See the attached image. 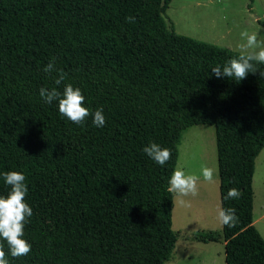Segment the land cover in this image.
Returning <instances> with one entry per match:
<instances>
[{"label": "trees", "instance_id": "trees-1", "mask_svg": "<svg viewBox=\"0 0 264 264\" xmlns=\"http://www.w3.org/2000/svg\"><path fill=\"white\" fill-rule=\"evenodd\" d=\"M172 0H0V196L3 174L22 172L33 215L31 245L9 264H166L182 133L215 127L220 204L238 221L202 243L225 241L226 264H264V238L254 225L256 159L264 149V63L236 82L217 78L242 53L178 34L166 21ZM127 17H135L128 22ZM66 74L57 86L43 69ZM79 88L84 106L103 109L76 124L47 104L41 87ZM171 150L163 166L143 148ZM230 188L239 199H224Z\"/></svg>", "mask_w": 264, "mask_h": 264}, {"label": "rangeland", "instance_id": "rangeland-1", "mask_svg": "<svg viewBox=\"0 0 264 264\" xmlns=\"http://www.w3.org/2000/svg\"><path fill=\"white\" fill-rule=\"evenodd\" d=\"M165 18L180 35L242 54L241 46L246 43L242 32L257 33L264 38V0H172ZM178 149L176 168L203 178L202 167L207 166L216 170L214 180L219 181L214 126L188 128L182 133ZM200 182L196 195L189 196H200L203 201L189 206L173 193L172 229L179 235L172 259L166 264H226L223 237L218 242L204 244L194 236L197 231L223 234L218 219L219 184L216 191L208 192ZM253 188L254 214L258 218L264 206V149L256 159ZM256 228L264 238V225L257 224Z\"/></svg>", "mask_w": 264, "mask_h": 264}, {"label": "clouds", "instance_id": "clouds-1", "mask_svg": "<svg viewBox=\"0 0 264 264\" xmlns=\"http://www.w3.org/2000/svg\"><path fill=\"white\" fill-rule=\"evenodd\" d=\"M128 22H134L135 17H127ZM241 37L246 39V43L241 46L243 54L239 58L230 59L221 69L216 66L211 69L217 78L227 77L236 82L247 78L249 73H255L258 69L257 63H264V38H260L257 33L249 34L247 31L241 33ZM43 71L53 77L55 85L59 86L66 79V74L55 67V61H50ZM264 75V73H261ZM39 96L47 104L58 101V110L61 116L66 117L71 122L82 124L91 116L96 127L105 126L106 119L102 108L94 112L84 106L85 97L81 89L74 88L72 84H66L63 92L57 87L50 90L45 87L39 89ZM144 153L157 164L165 165L172 156L170 149L152 142L143 148ZM215 169L207 166L202 167L204 181L214 182ZM4 181L10 186L8 195L0 196V241H6L8 250L12 257L26 256L30 253L32 245L25 240L24 228L28 223V218L33 215L31 206L25 202L28 192L26 177L22 172L8 171L3 174ZM200 177L195 174H187L184 170L176 168L169 181L168 192L185 197L196 195ZM241 193L239 189L230 188L224 199H239ZM218 219L221 226L234 227L238 221L234 208L221 207L218 210ZM8 253L4 248V243L0 242V264H9Z\"/></svg>", "mask_w": 264, "mask_h": 264}, {"label": "crops", "instance_id": "crops-1", "mask_svg": "<svg viewBox=\"0 0 264 264\" xmlns=\"http://www.w3.org/2000/svg\"><path fill=\"white\" fill-rule=\"evenodd\" d=\"M199 181H201L200 182V185H202L204 189L208 190V192H211L213 189H214V191H216V188L218 187V184H219V181L216 180V179L212 183H208V182L204 181L203 178H200ZM253 183H254V180H253ZM262 195H263V198H264V189H262ZM219 197H220V190H219ZM201 199L202 198L200 196H189L188 195V196H185V197H181L182 202H184V203L187 202L189 206L192 205L195 202H200ZM255 199H256V195L254 193V209H253V215H254V225H255V227H257V224H261L262 223L264 225V206H263V208H261L258 218H256L255 217V214H254L255 213ZM202 201H203V199H202ZM262 202H263V200H262ZM263 204H264V202H263ZM224 247H225V241H224Z\"/></svg>", "mask_w": 264, "mask_h": 264}]
</instances>
